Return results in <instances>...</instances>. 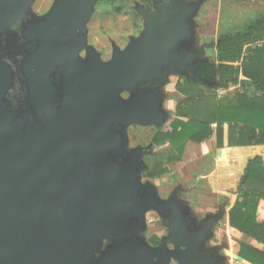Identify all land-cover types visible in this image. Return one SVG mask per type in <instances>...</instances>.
<instances>
[{"label":"water","instance_id":"obj_1","mask_svg":"<svg viewBox=\"0 0 264 264\" xmlns=\"http://www.w3.org/2000/svg\"><path fill=\"white\" fill-rule=\"evenodd\" d=\"M35 1L0 0V264H223L206 248L217 217L195 226L180 188L164 200L142 182L151 146L129 148L127 134L169 118L162 89L139 88L179 37L192 40L201 1L162 0L154 15L136 5L144 31L108 61L87 46L100 0H54L42 16ZM149 212L167 230L157 246Z\"/></svg>","mask_w":264,"mask_h":264},{"label":"rangeland","instance_id":"obj_2","mask_svg":"<svg viewBox=\"0 0 264 264\" xmlns=\"http://www.w3.org/2000/svg\"><path fill=\"white\" fill-rule=\"evenodd\" d=\"M53 1L36 0L32 6L33 13L37 16L46 14ZM140 4L138 0H117V6L120 8L118 12L110 6L96 5L87 24L88 44L95 48L103 61L111 59L112 44L124 49L131 37L138 38L144 31L142 19L136 11V5ZM199 4V11L191 18V23H197L199 42L207 45L204 51L205 61L215 60V45L219 37L240 32L246 24L264 14V0H202ZM177 83H182L181 86L185 87L182 79L172 78L163 89L165 97L163 110L169 113V119L161 133L171 130L172 124L177 119L176 109L179 102L185 99L178 91ZM193 88H198L214 99L220 98L221 95L218 88H210L206 85L201 87L194 85ZM229 92L228 95L232 96V87ZM123 98H127V95H123ZM208 103H211V99L205 101V108L210 107ZM212 129L215 130L214 125ZM157 131L154 127H129L127 130L129 148L137 146L147 148L153 142ZM215 143L214 137L201 144L187 143L179 162H176V154L168 144L153 145L152 154L144 158L147 169L152 171L165 167L168 168V173L152 181L142 177V182L148 181L155 185L159 196L164 200L168 199L176 188L181 187L183 192H180L182 194L179 199L185 202L181 204L196 217H204L206 214L215 216L218 211H225V218L218 223L211 240L220 248L219 255L225 258L223 264H243L240 262L242 259L232 252L235 245L250 242L255 247H261L226 226L229 204L236 200L235 192L239 184L240 170L237 165L229 166L232 165L229 157L226 160H219L220 151L216 150ZM222 180H228L226 186L220 183ZM162 223L155 213H147L145 239L149 240L152 237L160 239L166 236L167 232ZM171 264L176 263L172 261Z\"/></svg>","mask_w":264,"mask_h":264},{"label":"trees","instance_id":"obj_3","mask_svg":"<svg viewBox=\"0 0 264 264\" xmlns=\"http://www.w3.org/2000/svg\"><path fill=\"white\" fill-rule=\"evenodd\" d=\"M138 1L147 12L152 8V0ZM97 4L120 11L117 0H100ZM215 50V60L199 64L195 81L182 79L184 88L182 83L176 84L185 97L176 109L177 119L169 132H157L153 138V145L168 144L173 149L176 162L181 160L187 143L201 144L212 137L216 150L264 146V14L240 32L219 37ZM200 80L218 83L220 98L194 89V85L204 86ZM230 87L232 96L228 95ZM210 99V107L205 108V101ZM212 125H216L214 131ZM224 126L228 128L226 143ZM226 159V152L222 151L219 160ZM167 173L165 167L147 169L142 177L152 181ZM235 194L236 200L229 204L226 226L261 247L241 242L237 255L248 264H264V221L256 215L260 200H264V164L260 156L247 162ZM147 242L157 246L159 239L152 237Z\"/></svg>","mask_w":264,"mask_h":264},{"label":"flooded vegetation","instance_id":"obj_4","mask_svg":"<svg viewBox=\"0 0 264 264\" xmlns=\"http://www.w3.org/2000/svg\"><path fill=\"white\" fill-rule=\"evenodd\" d=\"M199 1H202V0H177L176 4H182L183 3V4L188 5V4L199 2ZM151 4H152V8L150 9V11H148V12L146 10L145 11L150 15H154L157 12L155 9V6H160L162 4V0H160L159 2L157 0H152ZM167 13L168 12H165L164 14L166 15ZM141 19H142V17H141ZM142 24H143V19H142ZM192 24H193L194 29H195V34H194L192 40L187 41V40H184V39L179 37L176 40L177 44L175 46H173L165 55L159 56L158 59H156V61L154 63L155 66L148 68L149 72H151L153 74V76H155V77L151 81H148L147 83L141 85L139 88V91L148 89L150 87L161 88L163 99L165 101L163 89L170 83V80L172 78H177L178 80L187 79L190 81H195V79H196L195 76L197 74L199 64L203 63L205 61L204 51H205V48L207 47V45L205 43L199 42L200 38L197 36L198 25L196 22H192ZM87 46H91L88 44V31H87ZM124 49H120V50H124ZM80 56L83 59L86 58V48L80 52ZM180 71L187 73L188 77L186 78L185 76H178L176 74H172V73H177ZM165 74H167V82L164 83V86H163V81H164L163 79L165 77L164 76ZM161 86H163V87H161ZM124 95H126V94H124ZM164 101H163V105H164ZM162 128L160 130L157 129L158 130L157 132H162ZM150 146H151V154H152L153 144L151 143ZM142 148H145V147H142ZM150 155H147V156H150ZM180 192H183V191L181 189H179L177 191V198H178L180 203L184 204L185 202L183 200L181 201L179 199L180 195L182 194ZM221 211H218V215H219V213H221ZM189 215H190V218L193 219L195 226H199V223L202 220H204L205 218H208L209 220H213L217 214L215 216H213L211 214H206V216H204V217H201V216L196 217V216L192 215V213L190 212ZM217 225H218V223H216L215 228L212 230V232H211L212 234L215 231V229L217 228ZM164 228L166 229V227H164ZM166 232H167V230H166ZM159 241H160V239H159ZM210 247H216L217 248L216 254L219 255L220 248L218 247V245L213 244L212 240L206 242V248H210Z\"/></svg>","mask_w":264,"mask_h":264},{"label":"crops","instance_id":"obj_5","mask_svg":"<svg viewBox=\"0 0 264 264\" xmlns=\"http://www.w3.org/2000/svg\"><path fill=\"white\" fill-rule=\"evenodd\" d=\"M214 127L216 129V125H214ZM224 131H225V143H226L227 131H228L227 126H224ZM218 151H220L218 154L219 157L221 155V152L225 151L226 155H227V159H228V157L231 158L232 165L230 164L229 166H232V167H236V165L238 166V169L240 170V173L238 176H240V178L243 175L246 164L250 159H253L256 156H260L262 158V161L264 164V146H250V147H240V148L225 147L224 149H220ZM222 178H225V176H222ZM240 178H239V181H240ZM220 183L223 186H226L228 183V180H222ZM256 215H257V218L259 221H264V200H260L258 207H257ZM216 217H217V223H220L225 218V211H221V213H219V215L217 214ZM227 219H228V212L226 215V221H227ZM239 235H240V233H239ZM209 241H211V240H209ZM238 244L235 245V247L232 249V252H234V254L235 253L238 254V249H239ZM222 258H223V260H225L224 257H222ZM240 262H242L243 264H248L244 260H241Z\"/></svg>","mask_w":264,"mask_h":264}]
</instances>
